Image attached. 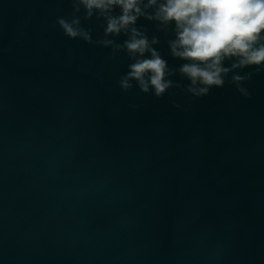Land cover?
I'll return each instance as SVG.
<instances>
[{
	"label": "water",
	"instance_id": "water-1",
	"mask_svg": "<svg viewBox=\"0 0 264 264\" xmlns=\"http://www.w3.org/2000/svg\"><path fill=\"white\" fill-rule=\"evenodd\" d=\"M71 12L0 0V264H264V75L186 113L124 95Z\"/></svg>",
	"mask_w": 264,
	"mask_h": 264
},
{
	"label": "clouds",
	"instance_id": "clouds-1",
	"mask_svg": "<svg viewBox=\"0 0 264 264\" xmlns=\"http://www.w3.org/2000/svg\"><path fill=\"white\" fill-rule=\"evenodd\" d=\"M67 2L71 15L58 16L55 26L70 40L110 50V61L126 56L127 71L118 80L124 95L169 96L172 107L186 113L226 86L251 101L248 85L264 75V0ZM94 19L102 29L96 39L84 26ZM141 20L154 25L153 34ZM162 37L167 55L181 63L170 66L160 48ZM177 97H184L183 103ZM128 107L135 111L140 105Z\"/></svg>",
	"mask_w": 264,
	"mask_h": 264
}]
</instances>
